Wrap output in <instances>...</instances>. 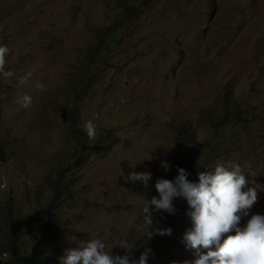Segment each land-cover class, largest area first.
<instances>
[{"label":"rangeland","instance_id":"obj_1","mask_svg":"<svg viewBox=\"0 0 264 264\" xmlns=\"http://www.w3.org/2000/svg\"><path fill=\"white\" fill-rule=\"evenodd\" d=\"M123 3L139 16L102 56L106 69L89 92L76 96L79 60H90L93 48L100 56L102 27ZM0 46L9 49L0 72V251L17 243L27 254L45 236L55 177L66 189L42 264H60L65 249L91 239L108 251H125L112 245L126 240L128 253L138 251L145 200L181 158L204 168L239 158L250 184L264 187V0H0ZM74 108L97 132L95 140L85 133L79 163L69 131ZM226 111L239 115L224 129L236 155L203 157L190 139L210 138ZM132 172H150L148 186L128 180ZM182 237L164 264L197 258Z\"/></svg>","mask_w":264,"mask_h":264},{"label":"clouds","instance_id":"obj_2","mask_svg":"<svg viewBox=\"0 0 264 264\" xmlns=\"http://www.w3.org/2000/svg\"><path fill=\"white\" fill-rule=\"evenodd\" d=\"M8 52L6 46H0V72L4 70ZM105 69L104 62L98 76ZM25 99L28 101V98ZM237 115L231 119L232 122L238 118ZM226 126L200 142L191 138L192 149L202 151L203 157L212 155L204 153L207 150L223 154L234 152L236 155L235 149H232L235 143L225 140ZM83 130L90 140L96 139V126L91 121L84 123ZM212 138L220 140L218 146L208 143ZM202 144H207V147L202 149ZM178 162L180 166L169 172V179L156 180L151 193L153 196L150 200H145L143 209L146 225L144 244L148 240L150 242L155 234L167 235L169 238L166 242L168 250L163 260L157 261L163 255L162 248L150 259L151 248H146L138 259H132L140 253L141 248L135 253H128L126 240H117L112 245V248L119 246L125 251H108L106 244L100 239H91L83 247L65 249L59 258L60 264H164L174 243H179L181 235L185 248L197 257L192 264H264V187L256 183L250 184L253 177L239 158L208 168L185 158ZM161 167L167 171L170 165L164 161ZM151 176L150 172H132L127 179L141 181L147 187ZM53 180L52 178L49 182L52 195ZM59 185L63 191L66 189L63 179ZM62 194L58 201L62 199ZM56 207L57 203L50 206L49 202L42 221V232L46 234L34 239L35 244L46 245L43 256L47 259L44 262L49 259L48 250L59 233ZM43 222H49L56 228L57 234L53 236L47 233ZM8 248L7 244V250ZM7 250L0 251V254ZM185 264L189 262L186 261Z\"/></svg>","mask_w":264,"mask_h":264},{"label":"trees","instance_id":"obj_3","mask_svg":"<svg viewBox=\"0 0 264 264\" xmlns=\"http://www.w3.org/2000/svg\"><path fill=\"white\" fill-rule=\"evenodd\" d=\"M122 12L120 16L113 21L111 24L102 27L104 37L103 42L105 45H102V43L98 40L96 43L98 46L102 48V52L100 56L98 55V52L95 48H93L89 52V57L86 58L84 56L82 59L79 60V69L76 73H74L73 80H72V89L76 96L84 95L85 93L89 92V86L92 84L94 79L98 77V71L100 70V67L102 69V65L104 64V60L102 59V56L106 55V52L109 51V47L112 43H115L117 40H120L121 35L128 32L129 21H136L137 17L139 16L141 10L135 6L130 5L128 3H123V8L121 9ZM111 50V49H110ZM107 53V54H108ZM230 112L226 111L224 115L217 119L216 122V130L219 128H222L226 126L227 124L232 122V118L229 117ZM239 117V115H237ZM69 131L71 137L76 141L77 143V150L75 154L72 156V160L75 163H79L84 157L85 150H87V147L85 145V132L83 130V124L81 120V116L79 115V112H77V109H72L69 114ZM218 133V132H216ZM220 140H216L215 138H212L208 143L212 146H218ZM207 144H202V149L206 148ZM211 147V146H210ZM216 152L218 150L215 149ZM189 154V152H186ZM189 161V160H188ZM52 187H53V195L52 199L50 201V206L57 203L59 197L61 196L63 190L60 187L59 184H61V179L63 178H53ZM50 223H52V218L50 217ZM43 227L47 229V233H51L53 236L57 234L56 228L52 227L49 222H43ZM17 238L15 234H12ZM169 240L167 235L161 236L155 234L152 240L149 242V240L141 246L140 253L135 256L132 259H138L142 252L145 251L146 248H151L152 252L149 255V259L155 256V252L159 249H163V255L157 259V261H161L165 258L166 251L168 250V244L166 243ZM46 249L45 244H35L32 247V251H30L27 254H24L21 250V246H19L17 243H12L9 245V248L7 252L9 253L8 257H4L5 252H1L0 254V264H41L44 262V260L47 259V257L43 256V251ZM42 255V256H41Z\"/></svg>","mask_w":264,"mask_h":264}]
</instances>
